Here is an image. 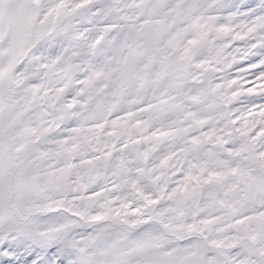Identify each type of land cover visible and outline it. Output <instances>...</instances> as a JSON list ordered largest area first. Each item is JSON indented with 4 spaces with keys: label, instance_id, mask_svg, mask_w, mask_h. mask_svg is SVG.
Listing matches in <instances>:
<instances>
[{
    "label": "snow or ice",
    "instance_id": "6c2138e0",
    "mask_svg": "<svg viewBox=\"0 0 264 264\" xmlns=\"http://www.w3.org/2000/svg\"><path fill=\"white\" fill-rule=\"evenodd\" d=\"M0 264H264V0H0Z\"/></svg>",
    "mask_w": 264,
    "mask_h": 264
}]
</instances>
